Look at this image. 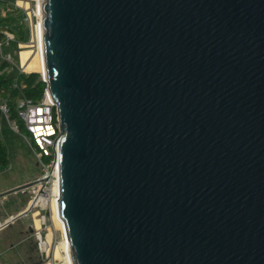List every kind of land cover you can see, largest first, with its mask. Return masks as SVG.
I'll list each match as a JSON object with an SVG mask.
<instances>
[{
	"label": "water",
	"instance_id": "1",
	"mask_svg": "<svg viewBox=\"0 0 264 264\" xmlns=\"http://www.w3.org/2000/svg\"><path fill=\"white\" fill-rule=\"evenodd\" d=\"M42 10L73 264H264V0Z\"/></svg>",
	"mask_w": 264,
	"mask_h": 264
},
{
	"label": "built area",
	"instance_id": "2",
	"mask_svg": "<svg viewBox=\"0 0 264 264\" xmlns=\"http://www.w3.org/2000/svg\"><path fill=\"white\" fill-rule=\"evenodd\" d=\"M25 3L26 5L21 9V18L28 25L27 40L20 41L18 47L21 49L22 47L26 48L29 46L34 53L36 51L38 52L42 69L41 71L36 70V72L39 74V79L44 83V87L40 100L33 101L30 98L20 96L15 100L13 106L10 105L7 97L0 94V132L4 128H7L22 137L29 149L33 152L36 163L40 167L39 175L32 180L35 181V188L31 194L29 208L31 209L32 205L39 198L44 199L40 218L41 228L35 231L36 246L43 253V262L46 264H73L71 255L67 254L66 248L63 251L65 260L55 258L53 255L55 245L62 238L61 230H58L60 235L59 239L56 238L52 230L54 227L51 222L49 209V201L52 196V183L54 180H59V175L55 176L54 171L58 174V153L61 133L59 130L56 103L48 88L47 74L45 68H43V0H25ZM14 7L21 8L17 3ZM11 39L10 35H6L0 41V56L15 66L16 64L12 61L9 54L3 55L1 53L2 44L9 42ZM19 66L18 69L20 71L30 72L26 71L21 63ZM58 199L59 192L55 195L54 201L58 202ZM43 229L46 231L42 234L41 231ZM47 233L49 237H47ZM31 264L43 263L35 262Z\"/></svg>",
	"mask_w": 264,
	"mask_h": 264
},
{
	"label": "crops",
	"instance_id": "3",
	"mask_svg": "<svg viewBox=\"0 0 264 264\" xmlns=\"http://www.w3.org/2000/svg\"><path fill=\"white\" fill-rule=\"evenodd\" d=\"M18 60L20 64V57ZM7 166L0 167V264H31L35 262L46 264L43 262V253L37 249L35 240V231L40 230L41 224L36 226V215L29 208L34 188L29 192H24V194L26 193L24 196H19V194L28 188L5 193L7 190L31 180L23 181L15 177L3 179L1 176L8 171ZM26 209H28L26 214L8 222L11 217H17ZM28 217L30 220L27 219ZM52 230L55 229L52 228ZM47 237H49L48 233Z\"/></svg>",
	"mask_w": 264,
	"mask_h": 264
},
{
	"label": "rangeland",
	"instance_id": "4",
	"mask_svg": "<svg viewBox=\"0 0 264 264\" xmlns=\"http://www.w3.org/2000/svg\"><path fill=\"white\" fill-rule=\"evenodd\" d=\"M18 0H0V17L5 16L9 13H11L12 17H17L18 19L20 18L22 20V7L24 6L25 0H21L23 1L22 3H18L16 2ZM18 5H20L21 8H15L14 5L16 3ZM19 11V12H18ZM19 23V22H18ZM23 26L20 27L18 26L17 22H13V23H6L3 25V31H4V36L6 35H10L11 36V40L7 43H3L2 44V54L3 55H10L12 61L17 65L14 66L13 64V69L14 71L17 70L16 67H20L19 66V55L21 52V50L23 49H30L31 47H22L21 49L18 47V43L21 41H25L27 40V30H28V25L26 23H24V21L22 20ZM24 31V32H23ZM13 33H15L13 35ZM23 34L24 35V39L23 40H19L18 37ZM26 44V43H23ZM21 63V62H20ZM29 62H25L22 63L23 68L27 69V68H32L36 71V68L38 66H34L36 64H28ZM40 64V63H39ZM37 64V65H39ZM0 139L1 141L6 145L7 147V151H8V157L10 160V163L8 164V171L5 172L6 174L2 175L1 177L4 178H10V177H15L17 179H21L23 181L25 180H33L37 175H39L40 173V167L39 165L36 163V159L34 157L33 152L29 149V147L27 146L26 142L24 141V139L20 136H18L17 134L11 132L8 129H3L0 132ZM30 182V181H29ZM32 188H35L34 185L28 187L27 190L20 192L19 196H24L26 195V193L24 194V192H29ZM29 196V195H28ZM33 213L36 215L35 217V223L36 226H38L40 224V218L41 214L39 215L38 211L33 210ZM27 219L30 220V217H28ZM46 230L43 229L41 231V233L43 234ZM54 234L56 236L57 239L60 238L59 235V231L58 229L54 230Z\"/></svg>",
	"mask_w": 264,
	"mask_h": 264
},
{
	"label": "trees",
	"instance_id": "5",
	"mask_svg": "<svg viewBox=\"0 0 264 264\" xmlns=\"http://www.w3.org/2000/svg\"><path fill=\"white\" fill-rule=\"evenodd\" d=\"M13 22H17L20 27L23 26L22 20L12 17L11 13L0 17V41L4 38L3 25ZM18 39L23 40L24 35L21 34ZM16 68L17 70L14 71L13 65L0 56V94L7 97L11 106L20 96L30 98L33 101L40 100L44 83L39 79V74L32 68L25 69L30 72H23L18 67ZM8 164L7 147L0 139V167H6Z\"/></svg>",
	"mask_w": 264,
	"mask_h": 264
},
{
	"label": "bare ground",
	"instance_id": "6",
	"mask_svg": "<svg viewBox=\"0 0 264 264\" xmlns=\"http://www.w3.org/2000/svg\"><path fill=\"white\" fill-rule=\"evenodd\" d=\"M17 2L22 3L23 1L18 0ZM23 3H24V5H26L25 2H23ZM43 56H44V54H43ZM20 62H21V65H22V63H25V62H29L28 64H36L34 66H38L36 68L37 71H41V69H42L41 64H39L40 60H39L38 52L36 51V53H34L31 48L21 50ZM37 64H39V65H37ZM43 68H45L44 67V61H43ZM54 175L55 176L58 175L56 173V171H54ZM51 191H52V196H51V199L49 201V209H50V213H51V222H52L54 229L61 230V237H62L61 240L55 245V247L53 249V255L55 258H60V259L65 260V255L63 254V251L65 248H66L67 254L70 255L69 241H68V238L66 235L64 222L62 221V219L59 215V212H58L57 202L54 201L55 195L57 194V192H59V180L53 181ZM43 205H44V199L39 198L32 205L31 210L38 211V213L40 215ZM39 218H41V217H39ZM49 232H50V230H49ZM63 235H64V238H63Z\"/></svg>",
	"mask_w": 264,
	"mask_h": 264
},
{
	"label": "flooded vegetation",
	"instance_id": "7",
	"mask_svg": "<svg viewBox=\"0 0 264 264\" xmlns=\"http://www.w3.org/2000/svg\"><path fill=\"white\" fill-rule=\"evenodd\" d=\"M33 212V210H31Z\"/></svg>",
	"mask_w": 264,
	"mask_h": 264
}]
</instances>
